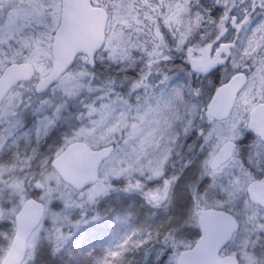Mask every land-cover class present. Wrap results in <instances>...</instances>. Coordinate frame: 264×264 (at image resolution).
Listing matches in <instances>:
<instances>
[{
    "label": "snow or ice",
    "instance_id": "6c2138e0",
    "mask_svg": "<svg viewBox=\"0 0 264 264\" xmlns=\"http://www.w3.org/2000/svg\"><path fill=\"white\" fill-rule=\"evenodd\" d=\"M88 3L105 10L117 27L109 28L111 35L106 34L98 47L78 53L56 71L43 73L32 89L39 97L35 107L25 103L19 92L0 98V149L20 138L34 143L28 160L39 158L45 172L55 169L68 146L86 145L97 151L107 163L103 178L95 186L86 185L87 192L78 193L88 203L120 184L122 190L136 192L155 207L177 199L185 211L182 221L170 216L154 231L136 230L120 251L107 250L96 264H124V254L140 248L155 253V264H188L189 253L209 235L203 217L199 224L191 222L199 215L193 209L209 193L234 219L237 231L264 232V202L256 203L248 192L251 186H264V120L258 119L264 113V0H213L214 6L223 9L218 19L200 8V0ZM9 4L14 11L0 12V75L5 47L18 55L27 49L24 59L34 63L54 53V41L58 43L69 22L68 0H0V9ZM240 5L242 13L235 14ZM257 16L260 19L253 26ZM12 39L18 47L8 43ZM177 55L180 60L173 72L169 65ZM137 56L143 67L136 79L129 74L119 79L98 75L101 67L113 64L129 73L136 69ZM48 66L52 67L51 61ZM234 83L238 90L232 108L217 111L221 94ZM124 86L127 91L120 90ZM81 97L90 102L82 101L76 123L62 134V143L41 153L40 144L59 125L69 103ZM21 106L25 111L32 109L37 117L30 129ZM177 149H186L179 169ZM51 178L42 173L37 181L46 185ZM53 191L48 189L46 194ZM34 195L40 197V187ZM58 195L61 201L50 203L52 219L39 231L43 235L46 230L60 252L68 237L59 221L69 220L62 213L83 204L76 205L65 191ZM11 227L8 221L0 223V242L5 245ZM0 264H7L2 252ZM25 264H43L38 244Z\"/></svg>",
    "mask_w": 264,
    "mask_h": 264
},
{
    "label": "water",
    "instance_id": "95a60500",
    "mask_svg": "<svg viewBox=\"0 0 264 264\" xmlns=\"http://www.w3.org/2000/svg\"><path fill=\"white\" fill-rule=\"evenodd\" d=\"M68 24L60 34L52 54L50 72L66 66L78 53L98 47L106 39L108 16L103 9H94L88 0H68ZM35 77L31 64H16L8 67L0 77V98H6L12 89L21 83L30 82ZM238 85L225 89L218 99L215 109L227 112L236 100ZM264 120V113L258 115ZM103 150L101 149L100 152ZM106 161L105 157L86 145L70 146L61 156L55 171L61 180L77 193L88 189L86 185H96L99 181V170ZM249 196L256 203L264 202V186L254 185L248 190ZM198 224L203 217L208 226L209 235L206 241L189 253L188 264H239L236 257L221 258V247H227L238 233V225L228 213L216 210H200ZM45 215V206L36 200H27L15 218L16 234L4 259L7 264H24L28 243L33 233L39 228Z\"/></svg>",
    "mask_w": 264,
    "mask_h": 264
},
{
    "label": "rangeland",
    "instance_id": "374dc122",
    "mask_svg": "<svg viewBox=\"0 0 264 264\" xmlns=\"http://www.w3.org/2000/svg\"><path fill=\"white\" fill-rule=\"evenodd\" d=\"M243 7V5H240L237 10H234V13L241 14ZM9 11H14L11 8L10 4L0 9V12L2 13H8ZM259 19V16L253 18V26H255V23H257ZM108 26L109 28H115L117 27V23L109 19ZM36 27H42V25H36ZM109 28L107 30V34L111 35V33L109 32ZM8 43H11L13 48L18 47L16 45L15 39H12ZM3 51L5 53L4 64L10 61H15L16 57L18 56L21 57L24 55H29L27 49H25L19 55L15 51H10L7 47H5ZM139 60V56H137L136 62H138ZM32 89L33 88L31 84L25 85L17 89L12 94V96L19 92L25 103L30 102L32 106L35 107L38 103L39 97L34 96ZM120 90L127 91L124 88ZM48 95L51 94L49 93ZM29 98L31 99L29 100ZM82 101L88 103L90 102V98L81 97L69 103L67 109L63 113V118L61 119L59 125L55 129H53L48 139L40 144L39 151L41 153L48 152L49 147L51 145H54V143H62V134L66 131H69V124L76 123V115L81 110ZM20 111L24 113L26 129L32 128L37 120V117L33 110L28 109L25 111L23 106H21ZM116 139L118 140L119 136H117ZM34 147H36L34 143H30L28 140L20 138L16 142L9 140L4 145V147L0 149V223L8 221L13 225V227L7 230L9 243L5 245L3 242H0V252H2L3 257L7 253L15 234L14 216L16 215L17 210L19 209L24 199H26V197L29 198L33 196L37 187H40L41 191L39 199H41L47 206V216L44 222L52 219L50 213V203L53 201H61L58 192L65 191L69 196L72 197L76 205L83 204V208L74 205L71 209H67L64 213H62V216L67 215L69 217V220L67 221L63 219L59 221V227L62 229V232L65 230V227L72 219H76L73 224H77L76 226L80 229L84 226H87L86 224H84L88 222V220L85 219V207L91 203L86 202V197L81 198L71 188L63 185L59 178L53 173V171L49 169L47 172H45V169L40 164L39 158L29 161L28 157L32 155V149ZM184 154H186V149H177V155L175 157L177 169H179L181 159ZM104 165L101 168V175L103 173ZM42 173L46 176L51 175L52 177L50 180H48L46 185H43L42 181H37V178ZM41 185L43 186L41 187ZM48 189H53L54 191L51 194H46L48 193ZM169 204L171 208L178 207V201L175 197ZM201 206H211L215 209L221 210L219 206L214 203L211 193H209L204 198ZM196 210L197 209H193V211L195 212ZM181 211V215L184 218L185 211L182 209ZM194 221L195 220L193 216L191 222L194 223ZM42 238H46L48 243L54 240L49 239L46 230L43 235H41L40 231L38 230L30 241L29 253L33 252L37 244L38 248H40V240ZM225 253L237 256L241 260L242 264H264V261L261 260V256L264 255V232H260L259 230L252 231L251 229H242L234 244L230 248L226 249Z\"/></svg>",
    "mask_w": 264,
    "mask_h": 264
},
{
    "label": "trees",
    "instance_id": "16d2710c",
    "mask_svg": "<svg viewBox=\"0 0 264 264\" xmlns=\"http://www.w3.org/2000/svg\"><path fill=\"white\" fill-rule=\"evenodd\" d=\"M200 8L209 10V14L216 19L223 14V9L214 6L213 0H200ZM179 60L180 57L177 55L169 67L176 65ZM120 67L119 64H113L111 68L101 67L98 75L102 79L104 76L114 75L122 78L127 73L121 72ZM122 189L123 184L116 185L107 195L85 207V219L88 222L84 224L87 226L78 228L77 224H73L76 219H72L67 224L63 234L68 239L63 243L60 252L55 251L54 240L48 243L46 238H42L39 256L43 258V264H96L105 257L107 250L120 251V245L132 232L140 229L154 231L170 216L175 217L177 221L184 219L179 207L171 208L170 204L155 207L148 204L144 197L136 192ZM33 197L37 198L35 195ZM202 208L209 207L200 206L197 210ZM194 220L197 224L196 216ZM123 260L124 264H155V253H147L143 248L131 249L124 254Z\"/></svg>",
    "mask_w": 264,
    "mask_h": 264
},
{
    "label": "flooded vegetation",
    "instance_id": "af4514ba",
    "mask_svg": "<svg viewBox=\"0 0 264 264\" xmlns=\"http://www.w3.org/2000/svg\"><path fill=\"white\" fill-rule=\"evenodd\" d=\"M43 61H46L48 63L49 59L47 57H41L39 59H37L33 64L35 65L36 69H41L43 72L46 71V66L43 65ZM41 63V66H39L38 63ZM138 67L141 69L143 67V63L138 64ZM165 71H167V68H165ZM176 70H173V72H175ZM135 77H139V73L138 75L136 74H132V78ZM188 143H191V141H188Z\"/></svg>",
    "mask_w": 264,
    "mask_h": 264
},
{
    "label": "clouds",
    "instance_id": "9594fccd",
    "mask_svg": "<svg viewBox=\"0 0 264 264\" xmlns=\"http://www.w3.org/2000/svg\"><path fill=\"white\" fill-rule=\"evenodd\" d=\"M252 231H257L256 229H252Z\"/></svg>",
    "mask_w": 264,
    "mask_h": 264
}]
</instances>
